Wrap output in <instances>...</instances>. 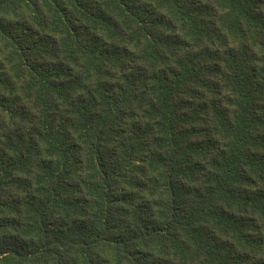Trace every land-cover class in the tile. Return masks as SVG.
Here are the masks:
<instances>
[{
  "label": "trees",
  "instance_id": "1",
  "mask_svg": "<svg viewBox=\"0 0 264 264\" xmlns=\"http://www.w3.org/2000/svg\"><path fill=\"white\" fill-rule=\"evenodd\" d=\"M0 264H264V0H0Z\"/></svg>",
  "mask_w": 264,
  "mask_h": 264
}]
</instances>
